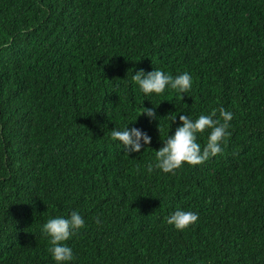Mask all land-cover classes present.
Wrapping results in <instances>:
<instances>
[{
    "label": "trees",
    "instance_id": "1",
    "mask_svg": "<svg viewBox=\"0 0 264 264\" xmlns=\"http://www.w3.org/2000/svg\"><path fill=\"white\" fill-rule=\"evenodd\" d=\"M153 68L192 88L145 95ZM221 107L222 152L148 171L179 114ZM132 122L139 153L101 127ZM72 210L68 264H264V0H0V264H55L41 226Z\"/></svg>",
    "mask_w": 264,
    "mask_h": 264
},
{
    "label": "clouds",
    "instance_id": "2",
    "mask_svg": "<svg viewBox=\"0 0 264 264\" xmlns=\"http://www.w3.org/2000/svg\"><path fill=\"white\" fill-rule=\"evenodd\" d=\"M131 80L133 86L138 87L145 95L161 94L166 89L184 95L192 88V76L187 71L173 76L160 68H153L147 72L140 69L132 75ZM140 114H145L150 119L158 117L155 106L143 105ZM232 119L233 113L222 107L219 109V116L216 115V109L208 114L202 113L195 119L189 114H179L180 123L171 135L168 133L161 139L162 146L155 150L154 161L147 165L148 171L151 172L155 168L163 173H169L184 163L195 165L216 156L222 152L221 142L229 135L227 129ZM134 122L112 128L105 123L101 127L104 129V135L107 134L113 141H118L128 153H139L144 145L151 143L152 138L141 128L129 127ZM206 129L209 130L206 141L201 145L197 134H203ZM106 130L110 131L106 133ZM165 219L167 224L182 231L197 222L198 213L177 207ZM96 222L100 223L99 218ZM84 225L85 220L77 210H72L67 216H50L42 224L41 231L48 238V252L55 264H68L74 259L73 249L67 241Z\"/></svg>",
    "mask_w": 264,
    "mask_h": 264
}]
</instances>
